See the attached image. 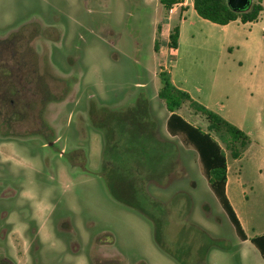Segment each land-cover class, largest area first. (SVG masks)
Wrapping results in <instances>:
<instances>
[{
  "label": "rangeland",
  "instance_id": "rangeland-1",
  "mask_svg": "<svg viewBox=\"0 0 264 264\" xmlns=\"http://www.w3.org/2000/svg\"><path fill=\"white\" fill-rule=\"evenodd\" d=\"M262 6L257 22L224 27L191 8L187 22L169 19L159 0H0V37L23 27L28 41L36 18L54 39L55 72L74 64L80 81L66 98L64 81L51 76L46 109L7 127L11 115H0V264H264L250 242L264 234ZM161 72L249 137L235 168L253 189L242 210L233 202L247 241L195 148L169 134ZM177 113L206 130L189 104ZM43 121L57 153L37 140Z\"/></svg>",
  "mask_w": 264,
  "mask_h": 264
},
{
  "label": "trees",
  "instance_id": "trees-1",
  "mask_svg": "<svg viewBox=\"0 0 264 264\" xmlns=\"http://www.w3.org/2000/svg\"><path fill=\"white\" fill-rule=\"evenodd\" d=\"M252 1L251 6L243 12L232 11L226 0H193V8L200 18L215 25L227 26L235 21L250 24L257 22L263 11L262 0ZM183 2L184 0H159L166 12ZM178 40L179 29L176 27L170 33L169 47L177 49ZM155 48L158 49L157 42ZM159 77L161 88L158 97L165 102L170 114L167 120L169 134L173 137L182 136L187 145L195 148L211 189L228 215L239 238L247 241L248 237L226 194L228 158L225 148L229 151L231 159H239L251 144L249 137L220 115L194 102L187 92L176 88L168 73L161 72ZM186 104L204 117L207 122V131L193 125L177 113ZM213 133L220 136L219 139L225 144V148L213 136ZM250 242L264 259V235L253 237Z\"/></svg>",
  "mask_w": 264,
  "mask_h": 264
},
{
  "label": "flooded vegetation",
  "instance_id": "flooded-vegetation-1",
  "mask_svg": "<svg viewBox=\"0 0 264 264\" xmlns=\"http://www.w3.org/2000/svg\"><path fill=\"white\" fill-rule=\"evenodd\" d=\"M35 22L39 26H31L28 29L30 32L28 41H24L26 32H20L23 27L0 37V115L5 116L8 113L11 115L8 122L6 116L5 120L3 119L6 127L25 111L35 112L37 107L46 109L54 98L50 90L49 77H60L64 81L66 98L70 96L71 91L76 92V87L80 86L79 73L74 64L69 65L67 71L60 72V75L55 72L50 64L51 43L54 39L36 18L30 20L28 24L33 25ZM81 100L79 98L75 104L76 109L80 108ZM41 111L40 113L46 114ZM37 125L40 132L36 135L39 137L37 140L42 142L43 148L55 150L57 153L59 142L57 139L51 140V135L47 133L50 130L47 122L43 121ZM75 152L82 155L81 149ZM58 153L60 156H67L64 149H59Z\"/></svg>",
  "mask_w": 264,
  "mask_h": 264
},
{
  "label": "crops",
  "instance_id": "crops-1",
  "mask_svg": "<svg viewBox=\"0 0 264 264\" xmlns=\"http://www.w3.org/2000/svg\"><path fill=\"white\" fill-rule=\"evenodd\" d=\"M190 8L192 9V11L194 13H196L194 8H193V0H184V2L182 4L174 6L171 11L167 12V14H168L169 19L171 16L178 15V17L182 20L185 18L184 17L185 12L186 11L189 12ZM185 22H187L186 19L183 20V23H185ZM235 22H238V21H235ZM229 25H227V26H229ZM244 25H247V24H244ZM179 36H180V30H179ZM204 131H207V127H206V130H204ZM240 159L241 158L236 159V160H232V161H230L231 163L228 161L226 194H227V198H228L233 210L236 213L237 218L239 219L240 224L242 225V227L244 229L242 217L239 215V213H238L237 209L235 208V205L233 202H235L239 206V208L242 210V208H244L243 196H245L247 188L250 190L253 189V183L254 182L249 181L248 183H245L243 174H241L240 171H238L235 168L236 163L238 161H240ZM262 235H264V234H262Z\"/></svg>",
  "mask_w": 264,
  "mask_h": 264
},
{
  "label": "water",
  "instance_id": "water-1",
  "mask_svg": "<svg viewBox=\"0 0 264 264\" xmlns=\"http://www.w3.org/2000/svg\"><path fill=\"white\" fill-rule=\"evenodd\" d=\"M226 1H227V5L234 12H243L247 10L253 2L252 0H226Z\"/></svg>",
  "mask_w": 264,
  "mask_h": 264
}]
</instances>
